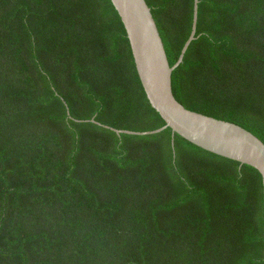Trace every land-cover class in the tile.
Returning <instances> with one entry per match:
<instances>
[{
    "label": "trees",
    "instance_id": "trees-1",
    "mask_svg": "<svg viewBox=\"0 0 264 264\" xmlns=\"http://www.w3.org/2000/svg\"><path fill=\"white\" fill-rule=\"evenodd\" d=\"M174 65L195 0H147ZM185 107L264 142V0H199ZM111 0H0V264H264L259 171L175 134Z\"/></svg>",
    "mask_w": 264,
    "mask_h": 264
},
{
    "label": "water",
    "instance_id": "water-1",
    "mask_svg": "<svg viewBox=\"0 0 264 264\" xmlns=\"http://www.w3.org/2000/svg\"><path fill=\"white\" fill-rule=\"evenodd\" d=\"M111 1L125 26L136 69L147 98L165 120V125L153 130H114L119 134H151L170 127L173 136L178 134L208 151L256 168L262 177L264 195V142L237 123L185 107L173 93V71L183 61L185 52L196 35L199 0H195L191 34L174 65L170 64L147 0Z\"/></svg>",
    "mask_w": 264,
    "mask_h": 264
}]
</instances>
